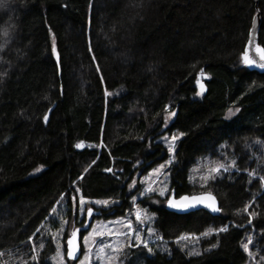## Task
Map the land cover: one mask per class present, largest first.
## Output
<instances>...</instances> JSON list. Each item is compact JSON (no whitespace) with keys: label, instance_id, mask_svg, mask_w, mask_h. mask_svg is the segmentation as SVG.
I'll return each mask as SVG.
<instances>
[{"label":"trees","instance_id":"16d2710c","mask_svg":"<svg viewBox=\"0 0 264 264\" xmlns=\"http://www.w3.org/2000/svg\"><path fill=\"white\" fill-rule=\"evenodd\" d=\"M7 5L0 7V264H53L56 246L44 226L58 204L67 202L66 218L83 239L91 224L77 222V190L119 202L97 219L122 217L134 209L136 175L170 159L171 193L214 194L221 215H178L166 210L168 197L138 199L155 215L158 244L170 250L127 247L122 264H264V74L243 59L257 14L264 48V0ZM173 133L180 139L170 156L157 139ZM217 164L228 171L210 172ZM189 236L201 238L182 242Z\"/></svg>","mask_w":264,"mask_h":264},{"label":"rangeland","instance_id":"374dc122","mask_svg":"<svg viewBox=\"0 0 264 264\" xmlns=\"http://www.w3.org/2000/svg\"><path fill=\"white\" fill-rule=\"evenodd\" d=\"M205 81L204 79H198V83ZM175 114H169L167 117L168 122L174 120ZM175 136L177 139L173 141L172 137ZM180 136L176 133L166 134L157 139V142L162 144L170 154L173 155L175 146L179 141ZM171 159L155 168L150 170L147 174L136 175L135 180L132 182L131 188H139V191L133 198L134 209L125 216L111 219H97L94 214L95 211H101L109 209L115 205H118V201H108V204H95L93 199L84 198L80 191H77V209H78V220L77 222L88 221L90 218L91 226L87 233L84 235L82 240V246L84 248V253L82 258L74 264H80L84 261V264H122V255L124 254L127 247H144L140 241L135 239V235L132 231H129L128 225L131 224V228L138 233L142 240L147 242L148 248L151 250L163 249L169 251L170 249L162 244H158L160 240L157 231L153 227V222L155 220V215L148 209L140 208L137 204L138 199L145 198L148 196L157 197L154 199L158 202V198H167L171 195L168 168L171 164ZM198 175V174H197ZM151 189V191H149ZM161 192L164 194L161 195ZM84 200V211L80 212V200ZM105 201V200H99ZM93 208V214L89 217L87 214V208ZM69 206L66 201L61 202L53 212V215L45 226L44 230L48 235L53 237L56 252L51 257V262L53 264H61V257H63V264H71L67 258V240L76 230L71 224H69L67 216V211ZM140 214V218L137 219V214ZM95 217V218H94ZM83 224V226H84ZM67 235V237H66ZM201 237H184L182 242L184 243H194ZM251 241L247 243L250 244ZM158 244V245H156ZM135 245V246H134ZM154 246V247H153ZM103 248V252H101ZM151 251V252H152ZM251 256V255H250ZM251 257H254L253 255ZM252 260V259H251ZM252 263L255 262L252 260ZM249 263V264H252Z\"/></svg>","mask_w":264,"mask_h":264},{"label":"water","instance_id":"95a60500","mask_svg":"<svg viewBox=\"0 0 264 264\" xmlns=\"http://www.w3.org/2000/svg\"><path fill=\"white\" fill-rule=\"evenodd\" d=\"M255 1H256V3H258L259 0H255ZM259 27H260V15L257 14L255 16L254 20H253V25H252V28H251L250 33H249V39H248V42H247V44L245 46L244 53L247 52L248 55H249V58L256 61V63L254 65H248L249 69L251 71L258 72L260 74H264V68H261L259 66L261 63H264V61H262L260 59V56H259V54L257 53V50H256L257 46H260L259 43H258ZM260 47L263 48L262 46H260ZM205 71H206L205 68L201 69L197 79L207 80L208 79V75L205 73ZM200 84H203V86H205L204 81L199 83V88H200ZM53 109H54V107L50 108L48 113L46 114L47 120L44 119L45 124H47L49 122L50 115H51ZM79 144L82 145L80 148H77L80 151L83 150L86 147L85 143L81 142ZM201 196H203L207 200V203H213L215 208H218L219 210L218 211L217 210H213L212 208L207 207L205 204H196L195 206L189 207L187 209H177V208L172 207L169 204V200H173V201H176V202H181L180 201L181 197H188L189 198L188 202H191V198L192 197H201ZM209 197H213L214 201L212 199H209ZM165 207H166V210L168 212L175 213V214H178V215H187V214H190V213H194V212L203 210V211L209 213L213 217H218V216L221 215V212H222L221 204H220L218 198L214 194H211V193H201V194L177 196L175 192H172L171 195L168 197V199L166 201V206ZM94 214L95 215H100L101 212L100 211H95ZM90 224H91V220L89 218L87 223H86L85 228H89ZM69 239H73L74 243L76 245H78V249L75 252V256L78 257V258L77 259L69 258L68 255H67V258H68V260L70 262H78L83 256V252H82V240L83 239L80 236L79 231H76L75 233H73L67 240V252H68V249L70 247L69 244H68Z\"/></svg>","mask_w":264,"mask_h":264},{"label":"snow or ice","instance_id":"6c2138e0","mask_svg":"<svg viewBox=\"0 0 264 264\" xmlns=\"http://www.w3.org/2000/svg\"><path fill=\"white\" fill-rule=\"evenodd\" d=\"M7 0H0V7H7ZM8 34V31L7 29H5V32H4V35L7 36ZM55 45H53V48H52V51L55 52ZM257 53L259 54L260 56V59L262 61H264V48H261L260 46H257ZM243 58H244V63L247 64V65H254L256 63L255 60L253 59H250L249 58V55L247 52H245L243 54ZM261 68H264V63H261L259 65ZM203 84H200V88L203 89ZM167 108V106H166ZM231 111V110H230ZM237 111H239V109H237ZM45 120H47V116L44 117ZM181 135H183V133H181ZM173 141H175L177 139V137L173 136L172 137ZM82 145L81 144H77L76 147L77 148H80ZM232 166L234 167L235 166V161L232 162ZM221 170L223 171H228V166L224 165V164H217L215 167H212L210 169V172H220ZM108 171H111V169H108ZM250 175H255L254 173H250ZM259 179L261 180V182H264V177H259ZM78 191V190H77ZM149 191H151V189H149ZM164 193L161 192V195H163ZM73 199V202H75V197L72 198ZM209 199H212L214 201V198L213 197H209ZM180 201L181 202H176V201H173V200H169V204L174 207V208H177V209H187L189 207H192V206H195L196 204H205L207 207L209 208H212L213 210H219L218 208H215L214 204L213 203H207V200L201 196V197H192L191 198V202H188L189 201V198L188 197H181L180 198ZM84 200L81 199L80 200V205H81V208H80V212L83 213L84 211V208H83V205H84ZM95 204H102V205H107L108 204V201H95ZM53 212H55V209L52 210ZM87 214L88 216L90 217L92 214H93V208L92 207H88L87 208ZM140 218V214L138 213L137 214V219ZM128 228H129V231H132L135 235V239L140 241L141 244H143V246L148 250V252H151V248H148V245H147V242L143 241L141 236L135 232L134 229L131 228V224L128 225ZM223 230H226V229H223ZM31 239V238H30ZM68 244H69V249H68V252H67V255L69 258H73V259H77L78 257L75 256V252L77 251L78 249V245H76L73 241V239H69L68 241ZM135 246V245H134ZM244 249L246 251H248V245L247 244H244L243 245ZM101 252H103V248H101ZM35 259V257H33ZM61 264H63V257H61ZM80 264H84V261H81Z\"/></svg>","mask_w":264,"mask_h":264}]
</instances>
